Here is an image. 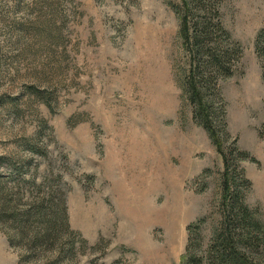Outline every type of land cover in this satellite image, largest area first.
<instances>
[{"label": "rangeland", "instance_id": "obj_1", "mask_svg": "<svg viewBox=\"0 0 264 264\" xmlns=\"http://www.w3.org/2000/svg\"><path fill=\"white\" fill-rule=\"evenodd\" d=\"M178 3L0 0V156L31 161L36 184L56 178L70 226L49 249L0 231V264H185L195 224L205 256L224 168L186 93ZM221 14L242 50L220 85L227 132L264 224V0Z\"/></svg>", "mask_w": 264, "mask_h": 264}, {"label": "trees", "instance_id": "obj_2", "mask_svg": "<svg viewBox=\"0 0 264 264\" xmlns=\"http://www.w3.org/2000/svg\"><path fill=\"white\" fill-rule=\"evenodd\" d=\"M178 1L173 9L189 64L186 93L194 120L208 132L224 168L221 223L204 257L193 256L200 248L197 225L188 229L185 264H264V224L246 203L252 187L239 165L246 155L230 139L220 96V85L236 72L242 50L223 28V0ZM255 50L264 59V32L257 37ZM35 146L29 143L27 149L37 153ZM31 165V161L20 165L14 158L0 156V167L9 171L6 177L0 174V231H5L12 244L27 242L30 249H49L69 234L65 197L56 178L36 184V167L30 171Z\"/></svg>", "mask_w": 264, "mask_h": 264}]
</instances>
